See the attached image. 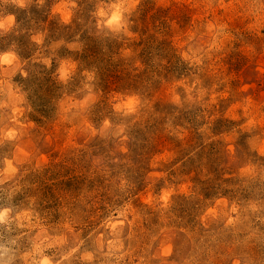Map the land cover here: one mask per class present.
Listing matches in <instances>:
<instances>
[{
	"label": "rangeland",
	"instance_id": "obj_1",
	"mask_svg": "<svg viewBox=\"0 0 264 264\" xmlns=\"http://www.w3.org/2000/svg\"><path fill=\"white\" fill-rule=\"evenodd\" d=\"M2 57L0 261L264 264V0H0Z\"/></svg>",
	"mask_w": 264,
	"mask_h": 264
},
{
	"label": "clouds",
	"instance_id": "obj_2",
	"mask_svg": "<svg viewBox=\"0 0 264 264\" xmlns=\"http://www.w3.org/2000/svg\"><path fill=\"white\" fill-rule=\"evenodd\" d=\"M101 14H103V13H101ZM111 19H112V21H114V20L117 19V17L116 16H113ZM0 264H4V262L3 261H0ZM45 264H47V262H45Z\"/></svg>",
	"mask_w": 264,
	"mask_h": 264
},
{
	"label": "snow or ice",
	"instance_id": "obj_3",
	"mask_svg": "<svg viewBox=\"0 0 264 264\" xmlns=\"http://www.w3.org/2000/svg\"><path fill=\"white\" fill-rule=\"evenodd\" d=\"M8 59V57H2V58H0V60H7Z\"/></svg>",
	"mask_w": 264,
	"mask_h": 264
}]
</instances>
